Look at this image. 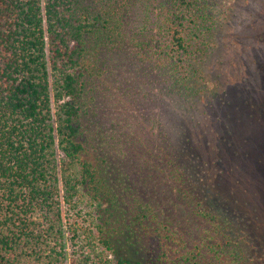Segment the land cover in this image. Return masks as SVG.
<instances>
[{
  "label": "trees",
  "instance_id": "16d2710c",
  "mask_svg": "<svg viewBox=\"0 0 264 264\" xmlns=\"http://www.w3.org/2000/svg\"><path fill=\"white\" fill-rule=\"evenodd\" d=\"M222 7L0 0V264H264L221 183Z\"/></svg>",
  "mask_w": 264,
  "mask_h": 264
},
{
  "label": "rangeland",
  "instance_id": "374dc122",
  "mask_svg": "<svg viewBox=\"0 0 264 264\" xmlns=\"http://www.w3.org/2000/svg\"><path fill=\"white\" fill-rule=\"evenodd\" d=\"M221 10L225 15L211 38L215 53L205 82L223 88L213 107L221 125L230 131V147L238 153L222 156L232 173L221 183L225 182L224 190L230 187V195L264 232V0H224ZM209 112L208 107L201 114L200 128L215 136L216 131L207 127ZM222 136L216 138V145Z\"/></svg>",
  "mask_w": 264,
  "mask_h": 264
}]
</instances>
